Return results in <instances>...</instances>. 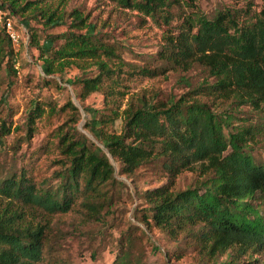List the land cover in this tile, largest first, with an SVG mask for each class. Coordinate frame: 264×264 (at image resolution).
<instances>
[{"label": "trees", "instance_id": "obj_1", "mask_svg": "<svg viewBox=\"0 0 264 264\" xmlns=\"http://www.w3.org/2000/svg\"><path fill=\"white\" fill-rule=\"evenodd\" d=\"M112 1L161 19L165 36L149 66L135 70L120 46L78 7L0 0L14 27L16 15L26 12V19L39 17L45 26H67L41 43L32 33L43 70L79 84L81 101L101 92L108 111L83 108L92 114L85 127L96 130L101 147L78 130L80 111L71 99L60 106L45 101L44 107L34 99L25 137L45 121L46 140L19 167L0 165V264H70L60 246L61 217L103 224L117 192L112 191L119 182L115 171L138 169L158 180L139 191L145 203L137 218L146 227L160 228L173 241L187 238L196 247L194 264H258L257 256H264V5L258 11L223 7L209 16L196 0ZM55 40L61 42L53 48ZM12 44L0 28V64L7 67ZM71 66L83 74L65 78ZM192 68L203 76L196 84L183 78L187 89L178 95L144 89L132 93L122 109L115 104L113 95L135 73L153 77ZM5 122L0 118V149L2 136L10 132ZM116 122L114 131L105 129ZM44 151L51 156L41 162ZM192 169L199 179L173 188L176 177ZM119 241L111 264H145L131 254V234L123 233Z\"/></svg>", "mask_w": 264, "mask_h": 264}, {"label": "rangeland", "instance_id": "obj_2", "mask_svg": "<svg viewBox=\"0 0 264 264\" xmlns=\"http://www.w3.org/2000/svg\"><path fill=\"white\" fill-rule=\"evenodd\" d=\"M51 3L58 9L69 10L78 7L87 13L88 21L95 24L96 30L102 31L120 46L123 59L134 66L135 70L150 65L165 36V27L158 16L152 17L136 8L118 6L112 0H51ZM196 3L211 16L223 7L244 9L248 6L252 11H258L264 5V0H196ZM24 15H16L15 29L19 34V41L12 44L10 64L8 67L5 61L0 64V118L5 116V124L10 126V132L3 135L1 140L4 146L0 149V165L5 168L10 165L19 167L21 162L29 159L46 140L45 121L37 125V130L30 137H25V117L34 99H37L43 107L45 104L42 105V102L45 101H52L60 106L67 99H71L80 111L78 130L103 147L98 137L94 135L96 130L91 131L85 127L86 121L92 114L83 109L87 106L103 110L105 105L103 94L95 91L87 95L84 100H79L77 97L79 84L64 82L57 73L46 74L39 52L31 41L32 33L41 43L46 35L64 31L67 26H45L39 17L38 20L26 19L29 13L26 12ZM176 23L177 20H173L171 25ZM60 42L55 40L53 48ZM81 73V70L71 66L64 70L63 75L70 80ZM88 73L92 75L95 70ZM202 76L203 73L199 68H192L187 72L169 69L163 75L153 77L135 73L122 82L119 92L113 95V99L120 110L132 93L146 89L157 90L162 97L169 94L178 95L187 89L182 81L183 78L196 84ZM46 80H49V83L44 84ZM243 109L249 108L243 106ZM103 111L108 112L105 109ZM117 122L113 126L106 125L105 129L108 132L114 131ZM50 156L51 153L44 151L40 157L41 162H46V158ZM115 177L119 182L112 191L117 192L113 194L111 213L107 215L103 224L90 221L81 225L73 222L68 216L61 217L62 222L59 225L65 233L60 240V246L63 247L69 263L111 264L119 249L120 236L128 233L133 238L131 254L145 264H163L165 260L171 264H194L198 257L196 247L189 245L187 238L181 242L180 235L176 241H173L160 228L153 226L148 228L137 218L145 203L139 191L143 189L142 186L151 187L158 183L150 171L138 169L132 174H119L116 170ZM198 179L199 174L195 169L183 171L176 177L173 188H185ZM173 248L174 253L166 256ZM180 248L182 250L176 256L175 252ZM224 257L225 254L221 255L219 260H223ZM257 257L258 264H263L264 256Z\"/></svg>", "mask_w": 264, "mask_h": 264}, {"label": "built area", "instance_id": "obj_3", "mask_svg": "<svg viewBox=\"0 0 264 264\" xmlns=\"http://www.w3.org/2000/svg\"><path fill=\"white\" fill-rule=\"evenodd\" d=\"M5 11L0 8V28L4 29L12 43H18L19 34L15 29L11 18L5 16Z\"/></svg>", "mask_w": 264, "mask_h": 264}]
</instances>
